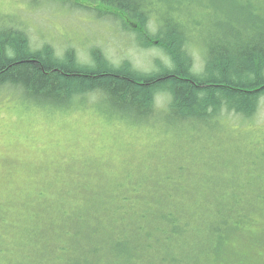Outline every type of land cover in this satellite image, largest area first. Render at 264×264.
<instances>
[{"label":"trees","instance_id":"obj_1","mask_svg":"<svg viewBox=\"0 0 264 264\" xmlns=\"http://www.w3.org/2000/svg\"><path fill=\"white\" fill-rule=\"evenodd\" d=\"M93 1L124 19L141 47L163 49L169 64L144 73L129 61L112 64L95 48L92 64L86 65L73 49L59 57L50 45L33 48L25 31L9 25L0 28V87L56 108L89 103L97 94L98 104L115 114L140 121L165 118L169 127L215 123L232 113L250 119L258 112L264 100V0L225 1L224 22L213 21L208 32L203 20L211 21L212 14L197 13L194 6H202L197 0H182L185 14L175 0H158L156 6L149 0ZM222 30L236 31L230 38ZM195 47L204 56L201 72L195 67ZM161 95L168 98L165 109L158 108ZM153 178L147 176L137 188L120 184L122 191L135 190L121 194L126 202L110 197L113 189L101 188L105 185L77 187L79 201L73 205L54 201L47 213L56 220L37 238L57 231V239L35 255L52 253L55 261L53 249L67 241L66 264H258L251 258L264 233L254 228L258 221L249 217V207L257 199L263 214L264 192L209 187V179L203 180L204 189H192L185 183L188 177ZM105 207L113 214L100 210Z\"/></svg>","mask_w":264,"mask_h":264},{"label":"rangeland","instance_id":"obj_2","mask_svg":"<svg viewBox=\"0 0 264 264\" xmlns=\"http://www.w3.org/2000/svg\"><path fill=\"white\" fill-rule=\"evenodd\" d=\"M175 1L185 14L182 0ZM225 1L197 0L202 5L194 6L197 13L212 14L211 21L198 18L205 22L204 31L212 28L213 21L224 22L229 10ZM98 4L93 0H0V27L12 25L25 31L33 48L50 45L59 57L73 49L86 65L92 64L95 48L112 64L129 61L144 73L158 70L160 63L169 64L163 49L141 47L136 34L125 29L124 19ZM103 12L107 14L102 16ZM222 31L232 38L236 30ZM200 48L192 50L198 72L204 67ZM98 97L94 94L89 103L56 108L28 101L11 87H0V264H66L71 252L67 241L53 249L55 261H51L52 253L35 255L43 244L57 239V231L37 236L56 220V215L47 213L52 204L79 201L77 187L105 185L101 188L113 189L110 197L118 195L126 202L121 194H135V190L122 191L120 184L133 183L137 188L147 176L167 175L177 181L188 177L185 183L192 189H204L207 181L203 180L209 179V187L216 183L221 189L264 192V100L250 119L232 113L219 116L215 123L169 127L165 118L146 123L115 114L98 104ZM166 105L168 98L161 95L158 108ZM256 200L249 207V217L258 221L254 228L264 233V212L258 213L263 210ZM100 210L113 214L108 207ZM253 249L258 253H253L251 261L264 264V243Z\"/></svg>","mask_w":264,"mask_h":264},{"label":"bare ground","instance_id":"obj_3","mask_svg":"<svg viewBox=\"0 0 264 264\" xmlns=\"http://www.w3.org/2000/svg\"><path fill=\"white\" fill-rule=\"evenodd\" d=\"M6 26H1L0 28H5ZM73 105V103L72 104H70V105H68V106H72ZM68 106H65V107H59V108H68ZM52 107V106H51ZM161 117L163 116V115H160ZM164 117V116H163ZM160 119L158 118V120H150V121H146V123H151V122H153V123H156L157 121H159ZM185 143V142H184ZM183 144V143H182ZM181 144V145H182Z\"/></svg>","mask_w":264,"mask_h":264}]
</instances>
